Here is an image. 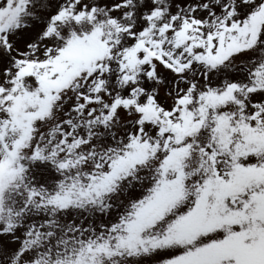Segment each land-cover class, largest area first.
<instances>
[{"label":"snow or ice","instance_id":"obj_1","mask_svg":"<svg viewBox=\"0 0 264 264\" xmlns=\"http://www.w3.org/2000/svg\"><path fill=\"white\" fill-rule=\"evenodd\" d=\"M0 264H264V0H0Z\"/></svg>","mask_w":264,"mask_h":264}]
</instances>
